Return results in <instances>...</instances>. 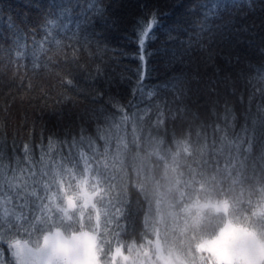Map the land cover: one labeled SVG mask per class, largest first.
Segmentation results:
<instances>
[{"label": "trees", "instance_id": "trees-1", "mask_svg": "<svg viewBox=\"0 0 264 264\" xmlns=\"http://www.w3.org/2000/svg\"><path fill=\"white\" fill-rule=\"evenodd\" d=\"M227 224L264 241V0H0V264L54 230L219 264Z\"/></svg>", "mask_w": 264, "mask_h": 264}, {"label": "rangeland", "instance_id": "rangeland-1", "mask_svg": "<svg viewBox=\"0 0 264 264\" xmlns=\"http://www.w3.org/2000/svg\"><path fill=\"white\" fill-rule=\"evenodd\" d=\"M212 205L221 208L218 203ZM200 247L219 264H260L264 259V241L253 230L230 224L220 228L215 236L204 239ZM12 251L20 264H99L96 235L86 230L73 234L54 230L39 245L17 240L12 243ZM123 261L125 264H182L173 252L149 241L130 244L123 253Z\"/></svg>", "mask_w": 264, "mask_h": 264}]
</instances>
